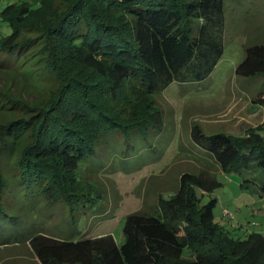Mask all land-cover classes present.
Returning a JSON list of instances; mask_svg holds the SVG:
<instances>
[{"label":"trees","instance_id":"obj_1","mask_svg":"<svg viewBox=\"0 0 264 264\" xmlns=\"http://www.w3.org/2000/svg\"><path fill=\"white\" fill-rule=\"evenodd\" d=\"M224 15L225 0H19L2 8L11 32L0 38V71L24 67L58 88L41 99L0 82V247L28 243L39 264H264V235L234 236L216 220L217 198L203 203L222 185L208 170L182 174L169 198L128 214L121 245L112 235L55 238L21 214L29 219L42 202L73 214L104 198L82 176L83 162L108 135L130 145L135 131H163L154 96L212 74L224 52ZM245 53L237 75L264 77V43ZM254 102L264 107V90ZM263 130L207 135L194 125L191 137L224 173L255 165L264 173ZM19 192L16 211L8 199Z\"/></svg>","mask_w":264,"mask_h":264},{"label":"rangeland","instance_id":"obj_2","mask_svg":"<svg viewBox=\"0 0 264 264\" xmlns=\"http://www.w3.org/2000/svg\"><path fill=\"white\" fill-rule=\"evenodd\" d=\"M17 1L0 0V11ZM224 16V52L212 74L201 82H174L154 96L165 119L163 131H148L145 136L135 131L130 135V145L118 132L108 135L99 143L96 154L83 162L82 176L102 187L104 198L77 207L73 214L62 202H42L35 210L36 215L29 219H26L28 212L21 213L24 223L32 222L35 229L59 239L79 241L112 235L121 245L128 214L150 211L159 196L169 198L178 189L182 174L208 170L216 173L222 183L203 197V203L217 198L216 220L236 237L245 238L251 232L264 235L261 168L255 165L242 172L224 173L191 137L194 125L207 135L236 136H245L264 125V107L254 102L264 90V77L246 78L236 73L246 56L245 47L264 43V0H225ZM0 23L1 38L10 34L11 29L1 18ZM5 57L0 54V62ZM34 73L24 67L17 70L13 65L0 71V82L18 93L49 98L58 84L50 76ZM128 147L126 157L123 153ZM8 187L16 192L20 186L16 187L9 178ZM21 195L19 192L16 195L19 197L8 199L16 211L20 207L17 202L23 200ZM0 264L39 262L25 243L0 247Z\"/></svg>","mask_w":264,"mask_h":264},{"label":"built area","instance_id":"obj_3","mask_svg":"<svg viewBox=\"0 0 264 264\" xmlns=\"http://www.w3.org/2000/svg\"><path fill=\"white\" fill-rule=\"evenodd\" d=\"M225 214H228V213H225Z\"/></svg>","mask_w":264,"mask_h":264}]
</instances>
